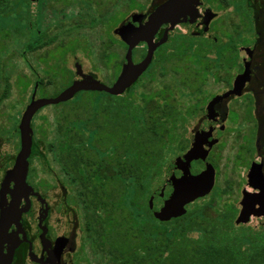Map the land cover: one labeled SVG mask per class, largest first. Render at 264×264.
Listing matches in <instances>:
<instances>
[{"label": "trees", "instance_id": "1", "mask_svg": "<svg viewBox=\"0 0 264 264\" xmlns=\"http://www.w3.org/2000/svg\"><path fill=\"white\" fill-rule=\"evenodd\" d=\"M17 5L29 7L31 2L0 0V19L7 18ZM31 18L27 13L24 21L29 37L22 53L29 68L25 54L46 43V33ZM177 43L158 56L161 64L182 61L186 40L178 39ZM113 47L107 38L105 61H109ZM122 48L125 50L124 45ZM122 63L114 64V68L119 71ZM68 78L61 90L70 84ZM35 84L42 90L50 82L37 78L33 87ZM25 85L26 90L28 83ZM132 88L116 97L84 92L85 96H78L74 102L54 106L62 108L47 150L75 188L70 203L78 204L82 211V232L96 264H264V226L235 225L236 209L230 204L219 207L221 197L214 192L190 204L182 217L166 223L152 217L147 200L161 184L168 165L171 163L169 174H179L187 170L184 165L188 159L194 162L180 138L173 144L166 142L171 138L168 124L183 121L182 114L148 97L142 98L141 105H134L126 95ZM8 91L6 84L0 103ZM13 132L18 135L16 126ZM175 152L179 155L176 160L171 159ZM38 154L32 139L30 158ZM13 160L7 159L5 167Z\"/></svg>", "mask_w": 264, "mask_h": 264}, {"label": "flooded vegetation", "instance_id": "2", "mask_svg": "<svg viewBox=\"0 0 264 264\" xmlns=\"http://www.w3.org/2000/svg\"><path fill=\"white\" fill-rule=\"evenodd\" d=\"M168 1L149 0L148 5L137 13L144 16L142 25L150 17L160 16ZM206 13L207 17H211L207 24ZM121 24L126 25L127 19ZM178 39L186 40L182 49V61L186 62L183 71L188 73L187 79L197 82L198 86L190 87L185 76L183 84L187 92L192 91L200 97L194 106L187 107L182 113L184 131L196 119L183 139L185 153L195 164H201L190 152L191 138L197 134L208 136L210 148L203 163L214 169L215 181L216 161L223 154L231 153L234 167L244 172L237 184L241 195L252 165L260 167L264 179V0H196V4L185 1L154 33L153 43L165 41L154 50L145 72L155 67L156 53L169 44L178 45ZM136 52L142 56L135 58ZM145 55L146 44L141 42L132 51V62H141ZM190 64L195 66L192 71L188 67ZM142 75L134 85L138 84ZM215 98L220 99L213 102ZM28 163L26 183L33 193L23 191L16 204L12 205L10 190L13 184H10L3 198L4 203L0 204V264H46L48 253L60 237L67 238L75 250L73 253L64 252L59 264H76L71 259L77 251L76 227L71 226L67 233L61 235L54 234L51 218L55 209L39 189L38 182L33 181L32 157H29ZM3 165L0 164V184L13 162L7 168ZM58 188L61 193L58 210L67 211L69 208L75 214L68 206L65 187L60 184Z\"/></svg>", "mask_w": 264, "mask_h": 264}, {"label": "rangeland", "instance_id": "3", "mask_svg": "<svg viewBox=\"0 0 264 264\" xmlns=\"http://www.w3.org/2000/svg\"><path fill=\"white\" fill-rule=\"evenodd\" d=\"M148 3L149 0H39L38 3H31L29 7L13 6L10 15L0 19V93L6 84L9 85L8 96L0 103V164L5 166V161L18 152L19 137L13 130L15 126L17 128L20 116L29 103L33 82L37 78L42 79L44 83L50 82L49 85L45 84L42 90H36L35 98L52 99L62 91L68 77L71 79L70 84L77 79L74 65L79 64L84 74L91 75L102 84L110 86L119 72L114 68V64L121 63L125 53L118 38L112 32L130 15L142 11ZM27 13L32 17L31 22L37 25L40 31L46 33L45 45L25 54L30 68L22 58L24 45L29 37L28 25L24 21ZM178 32L182 33L179 29ZM107 38L114 43V47L109 52V61L107 59L105 61ZM172 47L169 44L156 53L155 60L158 64H154L153 69V66L150 67L138 84L126 93L134 105H141L142 98L148 97L157 105L166 103L170 105L167 108L170 110L173 108L174 113L182 114L184 109L194 106L195 101L200 98L192 91L187 92V87L183 84L185 76L190 87L198 86L197 82L192 83L187 79L189 75L183 71L186 66L184 60L172 65L159 62L161 59L158 56H161L166 48L170 50ZM102 54H104L103 60L100 58ZM138 56L139 52H136L135 58ZM165 57L167 64L169 58L167 55ZM188 67L192 71L195 66L190 64ZM27 83L28 88L25 90ZM213 90L211 88L210 91ZM85 94L84 92L77 94L69 102H74L78 96ZM61 108V106L57 109L54 106L45 107L36 113L31 121L33 139L39 152L38 156H32V177L33 181L38 182L39 189L45 193L55 209L51 218L54 234L61 235L67 233L71 226L76 227L77 251L71 259L76 264H96L82 232L84 222L82 211L78 204L70 203V200L75 198V188L68 184L66 177L47 150V145L54 139L55 118ZM139 121L140 119L137 121L138 124L141 122ZM195 122L196 119L192 120L189 127L191 128ZM182 124V119L168 124L171 138L166 142L173 144L178 142L177 138H180L182 144H185L183 139L184 136L187 137L190 128L184 131ZM172 129H175V132ZM176 153L178 152H175L173 158L171 154L169 159L176 160L179 156ZM231 157L232 154L228 152L216 161L217 177L212 192L214 196L221 197L218 199L219 207L230 204L238 213L241 195L237 184L242 180L244 172L237 166L234 167ZM208 162L212 164L209 160ZM7 163L10 166L12 161ZM169 165L165 170L166 174L171 170ZM60 184L65 187L68 206L75 211V214L69 208L67 211L58 210ZM243 226L254 229L264 226V217L251 218Z\"/></svg>", "mask_w": 264, "mask_h": 264}, {"label": "water", "instance_id": "4", "mask_svg": "<svg viewBox=\"0 0 264 264\" xmlns=\"http://www.w3.org/2000/svg\"><path fill=\"white\" fill-rule=\"evenodd\" d=\"M29 1L35 3L38 0ZM185 1H193L196 4V0H169L164 4L161 15L157 18L150 17L145 25H142L144 16L132 14L128 17L126 25L122 26L121 24L117 29L113 30V35L117 36L126 46V51L119 74L110 86L102 84L91 75L84 74L79 64L74 65L77 79L52 99L35 98L37 84L34 85L29 103L22 112L17 125L19 136L18 152L14 156L13 166L5 172L0 184V204L4 203L3 198L10 184H13L10 190V203L12 205L16 204L18 196L23 191L33 193V190L26 183V176L29 168L28 159L32 150L33 131L31 121L36 113L45 107L69 102L81 92L104 93L115 97L123 95L148 68L154 50L164 43L165 40L153 43L154 33L158 27L166 23L168 18ZM206 18L205 24L211 17L206 16ZM141 42L146 44V55L141 62L134 64L132 62V51ZM219 99L215 98L213 102ZM209 148L208 136H204V134L193 136L191 138L190 152L195 156L196 160L202 163L195 164L196 162L193 161L194 163L191 164L190 159H188L184 165L185 169H187L186 171L179 174H166L161 184L151 192L147 200V209L156 221L166 223L172 219L182 217L190 204L198 199L205 198L212 192L215 184V171L211 166L203 163ZM191 166L193 167L191 168ZM34 195L37 196V194ZM239 205L240 210L235 219V225L237 226L247 224L251 218L264 217V179L260 167L252 165L250 168L248 181L241 192ZM74 250V247L69 245L67 238H57L53 249L48 253L46 264H59L60 256L64 252L73 253Z\"/></svg>", "mask_w": 264, "mask_h": 264}]
</instances>
